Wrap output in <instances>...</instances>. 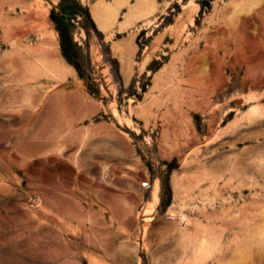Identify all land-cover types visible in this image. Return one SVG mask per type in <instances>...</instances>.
I'll return each mask as SVG.
<instances>
[{
	"label": "rangeland",
	"instance_id": "obj_1",
	"mask_svg": "<svg viewBox=\"0 0 264 264\" xmlns=\"http://www.w3.org/2000/svg\"><path fill=\"white\" fill-rule=\"evenodd\" d=\"M0 264H264V0H0Z\"/></svg>",
	"mask_w": 264,
	"mask_h": 264
},
{
	"label": "bare ground",
	"instance_id": "obj_2",
	"mask_svg": "<svg viewBox=\"0 0 264 264\" xmlns=\"http://www.w3.org/2000/svg\"><path fill=\"white\" fill-rule=\"evenodd\" d=\"M60 68V67H59ZM57 71H59V70H57Z\"/></svg>",
	"mask_w": 264,
	"mask_h": 264
}]
</instances>
